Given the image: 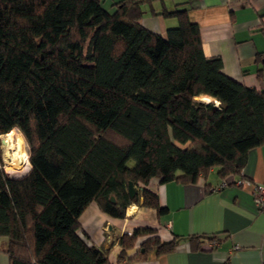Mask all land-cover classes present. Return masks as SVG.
<instances>
[{
    "label": "trees",
    "instance_id": "16d2710c",
    "mask_svg": "<svg viewBox=\"0 0 264 264\" xmlns=\"http://www.w3.org/2000/svg\"><path fill=\"white\" fill-rule=\"evenodd\" d=\"M186 3L118 0L111 11L102 0H0V250L10 264H110L81 226L92 202L112 217L132 203L162 214L152 179L242 175L264 143V89L205 54ZM145 4L177 25L150 30ZM15 129L29 144L21 177L3 164L2 136ZM142 235L138 258L181 241L137 228L120 237V258ZM209 239L203 249L219 243Z\"/></svg>",
    "mask_w": 264,
    "mask_h": 264
},
{
    "label": "crops",
    "instance_id": "0c3cea01",
    "mask_svg": "<svg viewBox=\"0 0 264 264\" xmlns=\"http://www.w3.org/2000/svg\"><path fill=\"white\" fill-rule=\"evenodd\" d=\"M186 1L189 18L197 22L207 56H220L223 71L243 84L264 89V0H165L172 8ZM160 2H155L157 10ZM142 23L166 34L170 26L163 16L154 15L145 4ZM177 22V21H176ZM171 22V26L176 25ZM264 184V143L249 150L242 175L222 177L217 168L196 182L152 179L147 188L158 195L165 212L132 203L125 217H112L92 202L80 217L91 241L108 253L110 264H262L264 261V210L255 204L253 189L238 179ZM223 180L229 183L220 187ZM150 227L163 240L178 236L176 249L159 254L149 251L136 257L144 240L123 250L119 239L137 228ZM219 243L209 249L210 237ZM0 264H10L0 250Z\"/></svg>",
    "mask_w": 264,
    "mask_h": 264
},
{
    "label": "rangeland",
    "instance_id": "374dc122",
    "mask_svg": "<svg viewBox=\"0 0 264 264\" xmlns=\"http://www.w3.org/2000/svg\"><path fill=\"white\" fill-rule=\"evenodd\" d=\"M116 1L118 0H102L104 6L111 11H114L115 9L116 6L114 5V2ZM143 8H146L145 5L143 6ZM165 20L170 26L171 22L177 21L176 18H167ZM177 23L178 21L176 22V25ZM2 139L5 140V142L2 143V156L5 170L10 176L13 177H21L26 175L31 168L30 163H23V161L19 162V154H23L25 156V160L29 157V144L25 140L23 134L18 129H15L12 130L10 133H7L6 135L2 136ZM132 163L133 162H130V164Z\"/></svg>",
    "mask_w": 264,
    "mask_h": 264
},
{
    "label": "built area",
    "instance_id": "2783aa9c",
    "mask_svg": "<svg viewBox=\"0 0 264 264\" xmlns=\"http://www.w3.org/2000/svg\"><path fill=\"white\" fill-rule=\"evenodd\" d=\"M228 183V181L223 180V182H221L220 184V187L226 186ZM236 183H238L239 185L251 186V188L253 189L252 193L255 199V204L259 209L264 210V184L252 183L250 180H246L244 178L238 179ZM214 244L215 242H212L208 245L209 247H212ZM262 264H264V261Z\"/></svg>",
    "mask_w": 264,
    "mask_h": 264
},
{
    "label": "water",
    "instance_id": "95a60500",
    "mask_svg": "<svg viewBox=\"0 0 264 264\" xmlns=\"http://www.w3.org/2000/svg\"><path fill=\"white\" fill-rule=\"evenodd\" d=\"M2 142H5L4 139H2ZM128 191H129V194L131 197H134L135 194H136V187L134 185V183L132 181H129V184H128ZM112 199L114 200V198L112 197Z\"/></svg>",
    "mask_w": 264,
    "mask_h": 264
},
{
    "label": "bare ground",
    "instance_id": "6f19581e",
    "mask_svg": "<svg viewBox=\"0 0 264 264\" xmlns=\"http://www.w3.org/2000/svg\"><path fill=\"white\" fill-rule=\"evenodd\" d=\"M202 99H204V100H210L211 99V97H209V96H206V95H201L200 96ZM17 153V152H16ZM20 155V157H19V162L20 161H24V155L23 154H19Z\"/></svg>",
    "mask_w": 264,
    "mask_h": 264
}]
</instances>
